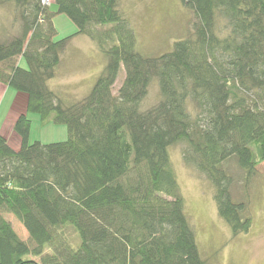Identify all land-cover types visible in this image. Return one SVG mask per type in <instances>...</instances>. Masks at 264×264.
<instances>
[{"label":"trees","instance_id":"trees-1","mask_svg":"<svg viewBox=\"0 0 264 264\" xmlns=\"http://www.w3.org/2000/svg\"><path fill=\"white\" fill-rule=\"evenodd\" d=\"M182 1L188 34L153 56L136 49L121 0H53L55 10L0 0L21 20L19 33H0V81L27 95L14 123L20 147L0 132V264H205L171 161L179 143L232 233L250 228L247 192L237 199L225 163L235 160L248 183L264 161V0ZM59 13L77 26L60 39ZM79 34L108 61L90 92L67 103L49 81ZM155 79L160 99L142 110ZM37 114L42 126L66 125L67 137L31 140Z\"/></svg>","mask_w":264,"mask_h":264},{"label":"rangeland","instance_id":"rangeland-1","mask_svg":"<svg viewBox=\"0 0 264 264\" xmlns=\"http://www.w3.org/2000/svg\"><path fill=\"white\" fill-rule=\"evenodd\" d=\"M11 7L0 6V33H6L7 36L21 31V20ZM51 8L55 10L56 5ZM120 9L136 34V49L142 54L154 56L171 51L175 41L185 37L191 28L193 14L182 0H121ZM54 26L57 28L58 39L77 31V26L67 14H55ZM61 58L57 76L50 79L49 85L67 103L79 101L90 92L108 61V57L98 49L96 43L82 34L68 42ZM124 75L123 66L113 87L115 93L118 92ZM159 87L157 79L151 82L149 92L140 107L142 110L159 101ZM24 105L18 98L17 110L20 111ZM34 117L36 121L33 123L31 140L39 137L49 142L67 137L66 125L49 122L42 126L38 114ZM9 124L10 117L6 121V127ZM182 146L179 143L169 150L180 192L184 196L185 214L195 235L200 257L205 264H264V161L257 165V173L248 183L243 179V172L235 160L230 159L225 163L232 173V190L237 199L244 198L247 192L249 201L247 214L251 217V226L246 232L235 235L229 223L218 213L211 181L185 163ZM5 216L11 220L20 238L29 239L22 221L13 213H6Z\"/></svg>","mask_w":264,"mask_h":264},{"label":"crops","instance_id":"crops-1","mask_svg":"<svg viewBox=\"0 0 264 264\" xmlns=\"http://www.w3.org/2000/svg\"><path fill=\"white\" fill-rule=\"evenodd\" d=\"M11 98V99H10ZM21 100L24 102V107L20 108L18 111L16 107V101ZM27 95L21 92H13V89L8 86L5 82L0 81V132L3 136L8 138L11 146L18 149L21 144L20 136L16 133L15 121L20 113L26 108L27 105ZM7 102H9L7 104ZM20 112V113H19ZM10 117V126L6 127V121Z\"/></svg>","mask_w":264,"mask_h":264},{"label":"built area","instance_id":"built-area-1","mask_svg":"<svg viewBox=\"0 0 264 264\" xmlns=\"http://www.w3.org/2000/svg\"><path fill=\"white\" fill-rule=\"evenodd\" d=\"M53 0H41L42 5L51 6Z\"/></svg>","mask_w":264,"mask_h":264}]
</instances>
